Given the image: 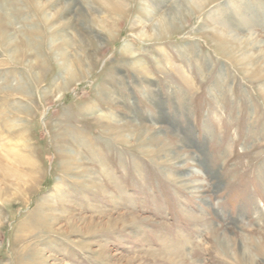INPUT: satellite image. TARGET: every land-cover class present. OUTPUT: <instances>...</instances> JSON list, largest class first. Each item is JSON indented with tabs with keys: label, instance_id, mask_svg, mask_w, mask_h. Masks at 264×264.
Returning <instances> with one entry per match:
<instances>
[{
	"label": "rangeland",
	"instance_id": "obj_1",
	"mask_svg": "<svg viewBox=\"0 0 264 264\" xmlns=\"http://www.w3.org/2000/svg\"><path fill=\"white\" fill-rule=\"evenodd\" d=\"M262 20L0 0V264H264Z\"/></svg>",
	"mask_w": 264,
	"mask_h": 264
},
{
	"label": "bare ground",
	"instance_id": "obj_2",
	"mask_svg": "<svg viewBox=\"0 0 264 264\" xmlns=\"http://www.w3.org/2000/svg\"><path fill=\"white\" fill-rule=\"evenodd\" d=\"M256 2V1H255ZM260 4V3H259ZM259 4H258V6H259ZM256 5H257V3H256ZM259 7H261V6H259ZM256 8H258V7H256ZM251 22H254L253 23V25H255V19H254V16H251V20H250ZM250 21H249V23H250ZM261 22V21H260ZM262 22L264 23V20H262Z\"/></svg>",
	"mask_w": 264,
	"mask_h": 264
}]
</instances>
